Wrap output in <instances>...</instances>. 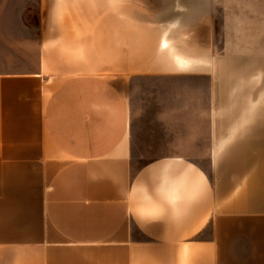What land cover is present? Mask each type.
Segmentation results:
<instances>
[{
	"label": "crops",
	"instance_id": "0c3cea01",
	"mask_svg": "<svg viewBox=\"0 0 264 264\" xmlns=\"http://www.w3.org/2000/svg\"><path fill=\"white\" fill-rule=\"evenodd\" d=\"M255 2L0 0V264H264Z\"/></svg>",
	"mask_w": 264,
	"mask_h": 264
},
{
	"label": "rangeland",
	"instance_id": "374dc122",
	"mask_svg": "<svg viewBox=\"0 0 264 264\" xmlns=\"http://www.w3.org/2000/svg\"><path fill=\"white\" fill-rule=\"evenodd\" d=\"M224 1L227 3L226 4V6L228 7L227 9H230V7H231L230 0H224ZM248 1H256L255 2L256 4H260V7H261L260 11L262 10V6L264 4V0H248ZM206 80H207V76H206ZM188 81H196V80L191 79V80H188Z\"/></svg>",
	"mask_w": 264,
	"mask_h": 264
}]
</instances>
